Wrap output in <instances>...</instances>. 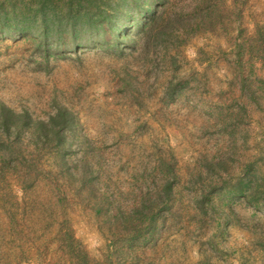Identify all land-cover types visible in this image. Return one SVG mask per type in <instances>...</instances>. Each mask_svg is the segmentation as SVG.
<instances>
[{
  "label": "rangeland",
  "instance_id": "1",
  "mask_svg": "<svg viewBox=\"0 0 264 264\" xmlns=\"http://www.w3.org/2000/svg\"><path fill=\"white\" fill-rule=\"evenodd\" d=\"M263 53L264 0H0V105L54 125L0 172V264H264Z\"/></svg>",
  "mask_w": 264,
  "mask_h": 264
},
{
  "label": "trees",
  "instance_id": "2",
  "mask_svg": "<svg viewBox=\"0 0 264 264\" xmlns=\"http://www.w3.org/2000/svg\"><path fill=\"white\" fill-rule=\"evenodd\" d=\"M40 11V20L42 29L49 28L50 26H56V28L63 27L70 34V38L72 42L77 41V33L79 32V28L82 27H91L92 25V17L89 13H81L80 8L77 9V4L73 2H69L68 11L65 14L59 15L56 13H51L46 15L45 8L41 7ZM47 31V30H46ZM45 31V32H46ZM172 34V33H171ZM262 52V51H260ZM264 54V53H263ZM66 112H59V116L63 119L65 117ZM57 115V117H58ZM54 121V118H51ZM31 124V126H30ZM50 124L45 121H32L27 114L17 113L8 108L7 106L1 104L0 105V172H4L7 168H9V164H14L11 171L16 167V163H22L23 158H25L24 148L23 146L17 144L14 140V136L19 135L21 131L30 130L31 133H35L38 131L44 138H47L49 134L52 133V127ZM62 126H64L62 124ZM52 129V130H51ZM26 130V131H27ZM29 132V131H28ZM22 153V154H21ZM27 160V159H26ZM19 161V162H18ZM24 163L26 161H23ZM32 167V164L29 163ZM168 187H165V191L167 192Z\"/></svg>",
  "mask_w": 264,
  "mask_h": 264
}]
</instances>
